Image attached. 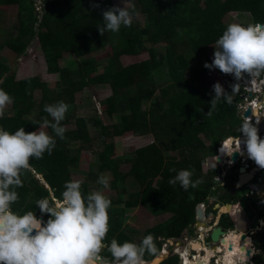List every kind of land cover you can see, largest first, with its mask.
<instances>
[{
	"label": "trees",
	"instance_id": "1",
	"mask_svg": "<svg viewBox=\"0 0 264 264\" xmlns=\"http://www.w3.org/2000/svg\"><path fill=\"white\" fill-rule=\"evenodd\" d=\"M134 1L143 16L142 26L132 22L130 27L121 26L118 33L105 32L104 41L97 36L91 19L97 13L103 20V12L112 8L110 0H94L93 5L98 7H94L90 0H41L39 13L35 11L33 0H0V4L16 5L18 8L17 22L0 43V47L12 51L17 60L35 39L48 74L60 72L58 58L66 54L73 58L69 62L74 64L79 78L90 82L92 76L97 73V62L91 57L80 58V55L86 50L100 47V41L103 46H114L117 42H122L123 53L129 56H137L144 51L148 56L147 59L119 70L112 63L109 67L108 62L106 68L98 72L110 89V96L102 102L104 115H119L116 123L108 125L102 124L95 116L89 119L74 118V93L70 88L60 87L50 91L46 83L39 79H15L11 68L0 61V89L10 95H13L14 91L18 93L40 90L38 100L14 99V103L8 106L4 116L0 118V128L14 132L21 127L26 131H34L40 126H45L49 134L55 136L52 129L43 123L45 119H52L43 110L44 106L59 101L70 105L61 126L73 121V129L66 130L62 140L55 137L56 147L51 155L45 152L42 159H30L31 170L22 173L23 186L16 189L19 200L12 205L14 211L20 214L34 211L36 216L44 221L49 216L46 213L41 214L36 201L48 198L50 202H60L65 182L70 180V174L77 172L80 146L102 144L105 140L112 141L126 132L133 135L151 134L153 141L150 144L135 149L128 161L123 160V163H128L126 172L115 169V159L107 161L102 158L95 167L90 166L87 172L83 173L81 189L86 196L88 181H98L97 174L108 172L109 188L124 196L125 181L131 179L136 184L137 191L126 194L125 200L110 198L111 206L122 203L125 209L140 206L150 214L169 213L171 216L146 232L136 234L133 230L121 227L122 214L110 207V230L105 244H110L113 238L120 243H139L144 236L153 234L158 238L156 246L160 252V238L178 239L187 228L192 232L190 225L195 221L196 207L211 196L212 190V181L203 184L202 179L196 188L190 187L185 191L178 183L170 185L169 179L179 170L186 168L194 170L197 174L201 173L204 144L199 136L209 139L212 148H216L225 137L241 134L240 120L236 117V104L242 91L239 82L223 73L220 74V78L227 84V93L232 96V104L221 101L212 110V114L207 115L213 96L203 85L195 82V72H190L189 60L193 59L202 64L203 71L209 70L204 67L205 62L209 63L207 47L216 42L218 36L226 29L224 17L230 12L246 13L251 24L264 23V0ZM90 6L97 12L90 11ZM84 7L87 8L86 11H82ZM157 43H166L163 53L153 47V44ZM145 44L148 47L145 48ZM182 47L187 49L186 52H183ZM156 69H161L168 83L158 89V101H152L148 109H141L143 93L153 89L151 71ZM188 72L190 75L186 77ZM139 73L144 75V80L136 83L133 94H130L127 87L131 83L127 82V79ZM234 84H238V90L232 93ZM90 130H96L100 141L91 140ZM226 132H229V135L219 140ZM159 133L167 137L166 144L158 138ZM74 142H78V148L71 147ZM104 149L101 148V151ZM164 152L177 153V156L167 157ZM214 174L215 170H209L204 177L213 178ZM236 179L237 176H234V181ZM229 202L240 203L247 216L256 224L260 214L256 216L250 211L255 199L236 195L230 196L227 203ZM210 210L211 208L207 213ZM219 225L227 230L232 227V222L228 216L222 215ZM260 235L264 237V232ZM258 247L264 248V245L258 244ZM102 254L111 259L106 248ZM152 259L153 257L146 255L144 262H152ZM179 263L176 255L167 256L160 262Z\"/></svg>",
	"mask_w": 264,
	"mask_h": 264
},
{
	"label": "clouds",
	"instance_id": "2",
	"mask_svg": "<svg viewBox=\"0 0 264 264\" xmlns=\"http://www.w3.org/2000/svg\"><path fill=\"white\" fill-rule=\"evenodd\" d=\"M93 6L98 7V5ZM103 22V26L97 27L102 36L105 32L118 33L121 26H131L133 12L126 7L114 6L103 12ZM215 45L212 63L205 62V68H216L224 74H232L239 84L240 79L245 74L251 77L250 83L264 75V23L258 22L246 26L238 23L229 24L216 40ZM237 85H232V93L238 90ZM213 89L215 95L210 101V110L207 115H211L212 110L221 101L229 105L232 104L231 94L227 93L219 82L213 85ZM103 101L94 102L93 106L94 116L100 121L105 116L104 107L101 109L99 106L102 105ZM12 103H14V98L5 90L0 89V118L4 116L5 109ZM95 103L98 104L100 115L95 110ZM69 108L70 105L64 101L44 106L43 110L52 119H45L43 123L52 129L55 136L44 130L26 131L25 128L21 127L10 132L0 128V264H144L146 263L144 262L146 255L153 257L151 264H160L161 250L159 252L156 246L158 238L153 234L144 236L139 243L133 241L120 243L113 238L110 244H105L110 230L108 210L112 202L99 190L85 196L81 189L82 181H66L58 203L50 202L48 198H41L36 201L41 214H48L49 218L46 221L38 218L34 211H26L20 214L13 210L12 205L19 200L16 189L23 186L22 173L25 170H31L30 159H42L45 152L51 155L56 147L55 137L64 139L66 129L61 126V122L65 119ZM258 122L259 118H257ZM239 131L246 138L243 140V144L246 147L248 157L259 168L264 169V138L260 137L258 127L251 122V119H247ZM231 143L235 144V148L229 154L241 151L242 141L240 137L233 138ZM235 167L237 170L240 169L239 165ZM170 171L176 170L170 169ZM193 174L194 170L192 169H181L168 182L170 185L178 183L187 191L190 187L196 188L202 182L200 179L194 181L192 179ZM97 182L105 188L109 185L108 178L103 175L98 178ZM250 183L252 182L250 181ZM226 193L230 194L227 189ZM200 204L207 205L208 210L211 208L209 212L213 211L212 203L207 204L205 201ZM200 204L197 205L196 209L199 208ZM236 204L240 205V203ZM236 204L227 203L224 206L230 205L231 211H233L236 210L234 208ZM215 205L217 206V204ZM218 207L223 206L218 205ZM250 211L256 216L260 214L256 219V224L247 216L242 207L232 214V219L237 214L239 215V218L234 222L229 217L231 214L228 212L219 215L217 225L214 228L220 227L223 234L217 242L210 240L212 231L206 238L213 244L214 249H221V252L215 256L223 260L222 241L226 240L229 234L238 233L244 235L245 239L249 238L252 254L246 257L237 254L233 257V264H264V248L258 247V244L264 245V237L260 235L264 232V206L259 207L255 201L254 205L250 206ZM222 215L230 218L231 228L226 230L219 225ZM242 220L247 225V232L242 230ZM196 222L200 224H196ZM194 225L205 226L206 224L201 223L196 217L194 223L190 225L192 232L195 230L192 227ZM236 225H241V228H236ZM188 232L189 234L192 233L190 230ZM254 234L257 235L253 239ZM160 241H162V246L164 242H169V252H172L170 239L160 238ZM105 248L111 259L102 254ZM175 255L179 258V255ZM210 258L211 256H209V261ZM179 264H182L181 261Z\"/></svg>",
	"mask_w": 264,
	"mask_h": 264
},
{
	"label": "rangeland",
	"instance_id": "3",
	"mask_svg": "<svg viewBox=\"0 0 264 264\" xmlns=\"http://www.w3.org/2000/svg\"><path fill=\"white\" fill-rule=\"evenodd\" d=\"M90 1L91 4L93 5L94 0H90ZM110 1L112 3V7L119 6V7H126L128 9H131L130 11L133 12V23L138 24L140 27L142 26L143 16L140 15L134 0H110ZM86 9L87 8L84 7L82 11H86ZM89 10L92 11L93 13L97 12L96 10H94L92 6H90ZM17 12H18V8L16 5L15 6L8 5L5 3L0 4V43L10 33L11 27L16 24ZM91 21L95 26L97 36H99V38L105 41L106 34L102 36L97 29L98 26H102L103 24L102 16L95 13ZM223 23L226 26L233 23H238L245 26L251 24L249 17L246 13H235V12L228 13L224 17ZM220 36H218V38ZM118 45H120V47H118ZM145 45H146L145 48L148 47L147 44ZM165 46L166 43L153 44V47L161 53H163ZM215 46H216L215 42H213L207 47V56L209 59V64L212 63V60L214 58ZM122 47H123L122 42H117L116 44H114V46H108V45L103 46L100 41V47L82 52L80 58L91 57L97 62L96 65L97 73L92 76L90 82L84 81L83 79L79 78L80 75L77 74V72L74 70L75 69L74 64L69 62L72 61L71 59L73 58H71L66 54H62L58 58V66L60 68V72L57 74H48L45 70V65L35 39H33V41L30 42L28 48L25 50V53L20 55L17 60H15V54L12 51L0 47V61L11 68V71L14 72L16 78L27 79L32 81H37L39 79L46 83L50 91L60 87L70 88L74 93V97H73L74 100L73 104L75 107L74 114L76 116L78 115V117L86 118L89 116H93L94 102L100 103V101H103L104 98H106L109 95L108 93L109 86L106 80L104 79V77L100 73H98L100 70L102 71V69L106 68L108 62H110L108 63L109 67L112 66L113 64L117 67V70H119L121 67L133 63H137L139 61L147 59L148 57L145 51L135 57L129 56L126 53H123L124 50ZM182 50L183 52H186L187 49L185 47H182ZM113 58L116 63L114 62ZM189 66L191 68L190 72L192 71L195 72L194 73L195 82L197 84L203 85L212 96L215 95L213 85L216 82H219L227 92V84H225L223 80L220 78V74L222 72L219 69L213 68L203 71L202 64H198L193 59L189 60ZM190 72L186 73L185 76L188 77L190 75ZM225 75L235 80L232 74H225ZM151 76L152 79L154 80V86L150 92L143 93L144 101L142 100L143 102L141 101L140 103L141 109L143 108L148 109L152 101H158V97H159L158 89L164 87V85L168 83V80H166L163 77L161 69L152 70ZM143 80H144V75L142 73L135 74L132 76L131 79L129 80L127 79V82L131 83V85L127 87L129 93L133 94L134 85ZM11 96L16 100L27 99V98L29 100L31 99L38 100L40 98V90L35 89L34 91L31 92H18V93L14 91L13 95ZM99 106L101 109H103V106L101 104ZM7 108L5 110H7ZM75 115L74 118H76ZM118 120H119V115L112 114V116H109V118L103 116L101 122L104 125H108L110 123H116ZM62 126L66 130L73 129V121L67 124L64 123ZM40 130L47 131L45 126L39 127L36 131H40ZM89 132L91 134V140L98 142V139L100 137L99 134L96 133V130L94 132L90 130ZM227 135H229V132H226L225 135L220 136L219 140H221L223 137ZM158 138L165 144L168 142V139L165 135L162 136L159 133ZM199 139H201V141L204 144L203 163L201 165V173L197 174L194 172L192 179L194 181L197 179L200 180L203 179V184H205V182L211 183L212 181L211 183L212 190L210 191L211 196H208L205 201L207 202V204L212 203L213 211H211V215H208L205 219L199 220L203 224L206 223V225H211L217 221L221 213L232 212L230 209L222 210V208L220 209L215 205L217 204L216 203L217 198H218L217 202H219L220 204H225L230 200L231 195L223 194L220 197H216V195L222 189H227L228 192L229 191L231 192V190L234 189L235 187L234 176L237 175L238 170L235 167L236 165L232 166L230 170H226V168H223L222 165L220 166V168L217 169L213 168L215 165L213 158L215 148L214 147L212 148V144L209 139L206 138L204 139L202 136H199ZM152 141H153V136L151 134L133 135L130 132H126L123 133L119 138L113 139L112 141L105 140V142L103 141L102 144L99 143L101 146L99 144H94V143L90 144L89 146L88 145L80 146L79 148L80 151L78 154L77 172L74 174H70L69 178L70 180H79V181L83 180L84 179L83 173L87 172V169L90 166L95 167L102 158H104L102 160L107 159V161H112V160L114 161L115 159L116 160L114 162L115 169L124 173L128 169V163H123V160L128 161L133 156V152L135 149L147 145ZM71 147L74 149L78 148V142L72 143ZM101 148H105L104 149L105 151L104 150L101 151ZM164 154L167 157L177 156V153H171V152H164ZM186 169H190V168H186ZM209 170H215V174L213 178L211 176L210 178L206 179L205 175ZM223 172L225 173L224 176L222 177L217 176V173H223ZM247 174H251V173H247ZM101 175L107 177L108 180L110 178V174L108 172L97 174L98 177H100ZM205 179L206 181H204ZM214 179H216L218 182L215 181ZM220 181H222L224 184L222 187H220L221 186ZM153 183L154 180L151 182V184L153 185ZM244 187H246V185ZM124 189L126 190V194L131 193L133 191H137L136 184L131 179H127L125 181ZM97 190L102 191L109 199L110 198L111 199L115 198L116 200L126 199V194L124 196H120L117 193V191L110 189L109 185L108 187L105 188L103 185L100 186L97 181H93L92 183L88 181V194ZM111 208L114 209L115 211H119L122 214L121 227L124 229L133 230L135 231L136 234H142L146 232L148 229L152 228L157 224L164 222L171 216L169 213L150 214L145 208H142L140 206H137L135 208L125 209L123 208L122 203H118L117 205L111 206ZM238 218H239L238 214L233 217L234 220H237ZM241 224H242V230L247 232L246 231L247 225L245 221L242 220ZM240 226L236 225V228H241ZM188 231L189 230H185L178 239H170V244L172 249L176 245L174 243H177V245L178 244L181 245V249L179 250V252L183 251V249H186L185 252H187L190 245V243H188L187 240L193 241L196 239L194 233L192 232L191 234H189ZM231 234L227 236V239H232L229 238ZM257 234H254L252 238L254 239ZM135 238L136 237H133V239ZM184 238H186L187 240H185ZM202 239L200 240L199 243L200 245H203L204 240L202 241ZM206 242L210 244L209 239H207ZM210 246L212 247L213 244H211ZM244 247L247 246L244 245ZM222 251H223L222 253L226 252L225 245H223ZM247 253L250 255L252 254V250L249 248V246ZM166 255L169 256L171 255V253L168 251ZM208 255H209V251H206V254L204 256H208ZM167 256L161 255V261L164 260ZM204 263L206 264L207 261H205Z\"/></svg>",
	"mask_w": 264,
	"mask_h": 264
},
{
	"label": "built area",
	"instance_id": "4",
	"mask_svg": "<svg viewBox=\"0 0 264 264\" xmlns=\"http://www.w3.org/2000/svg\"><path fill=\"white\" fill-rule=\"evenodd\" d=\"M35 9L36 12H40L41 10V1L39 0L37 3H35ZM251 77L248 74H245L242 79H240V86H241V93L239 95V101L236 104V117L240 120L239 128L241 125L245 122L247 119H251V122L258 127L259 135L261 138H264V75H262L260 78L255 80L254 82H251ZM95 110L97 114H101L98 104L95 103ZM249 111V114L245 116L246 112ZM257 118H259V122L257 123ZM240 137L242 143H241V151L236 152L238 154V158L236 161L232 160V156L235 152L229 154L231 150L235 148V144L231 143L230 141L233 138ZM246 139L243 137L242 133L239 136H228L225 137L223 140H221L218 143V146L215 148V152L213 155L215 165L213 168H220L222 165L223 168H226V170H230L232 166L239 165V168H243L244 173H251L252 174V180L245 184L246 187L243 186L241 190H239L238 194L239 197H243L246 199H255L256 205L264 206V169L259 168L255 162L250 159L247 155L246 147L243 144V140ZM238 176L242 175V173L239 172V169L237 171ZM225 173H217V176H224ZM219 178V177H218ZM220 179V178H219ZM216 180V179H214ZM217 181V180H216ZM218 182V181H217ZM254 182V183H253ZM220 187H222L224 184L222 181H220ZM202 210L203 219H205L208 215H211V212H209L206 215V212L208 210V206L205 204H200L198 206ZM236 208L235 211H232L229 217L231 218L232 214L236 211H239L241 206L239 204L234 205V208ZM232 219V218H231ZM234 222V219H232ZM217 221L211 225H194L192 226L194 230V235L196 236V239L193 241H188L190 243L189 248L187 252H185L186 249H183V251L179 252L181 249V245L177 243L173 249L172 252H170L172 255H179L180 261L182 264H196V257L200 254L201 259H203V256L206 254V251H212L213 253L210 255L211 258H213V261H210L208 259V262L206 264H223L222 260L215 256L216 254H219L221 252L220 248L214 249L211 247V243L206 242V238L209 237L210 232L214 227H216ZM203 238V239H202ZM202 239L203 245H201V248L199 250L192 247V244H199L200 240ZM192 242V243H191ZM169 242H164L163 248L161 249V255L167 256L166 254L169 251L168 247ZM222 245V244H221ZM207 249V250H206ZM192 252V253H191ZM205 264V263H204Z\"/></svg>",
	"mask_w": 264,
	"mask_h": 264
},
{
	"label": "bare ground",
	"instance_id": "5",
	"mask_svg": "<svg viewBox=\"0 0 264 264\" xmlns=\"http://www.w3.org/2000/svg\"><path fill=\"white\" fill-rule=\"evenodd\" d=\"M250 175H251L250 178H252V174H250ZM250 178L247 176V173H244L241 175V180H243V184L245 182H247ZM221 208H222V210H226V209L231 210V207L226 208L225 206H223ZM242 240L232 237V239L226 238V240L222 241V244L225 245V251H226V252H224V255H226V256H225V260L222 261L223 264H225V262H226V264H233V257L236 256L237 254H239V252H245L242 255H244V256L246 255V253L248 251V245L245 244L247 247H244ZM247 240H249V238H247ZM248 243H249V241H248ZM192 247L199 250L201 248V245L198 243L192 244ZM237 249H238V251H237ZM205 261L208 262V259H205V256H203V259H201L200 254L196 257V264H201V263L204 264ZM144 264H151V262L150 263H144Z\"/></svg>",
	"mask_w": 264,
	"mask_h": 264
},
{
	"label": "water",
	"instance_id": "6",
	"mask_svg": "<svg viewBox=\"0 0 264 264\" xmlns=\"http://www.w3.org/2000/svg\"><path fill=\"white\" fill-rule=\"evenodd\" d=\"M34 2H37V0H34ZM249 114V111L246 112L245 116H247ZM238 158V154L235 152L232 156V160L236 161V159ZM244 170L243 168L239 169V172L242 173ZM241 176V175H240ZM239 176L238 181L235 184V188L238 189L243 185V180H241V177ZM250 178V174L247 175ZM249 181V180H248ZM226 193V189H222L219 193H217L216 197H220L221 195ZM234 192H230V194L232 195ZM218 207V205L216 206ZM227 208L230 207V205L226 206ZM196 217L200 220L202 219V213H201V209L197 208L196 209ZM196 224H200L199 222H196ZM223 234V232L221 231L220 227L214 228L210 234V240L212 242H217L219 237ZM242 239H244V235H242Z\"/></svg>",
	"mask_w": 264,
	"mask_h": 264
},
{
	"label": "flooded vegetation",
	"instance_id": "7",
	"mask_svg": "<svg viewBox=\"0 0 264 264\" xmlns=\"http://www.w3.org/2000/svg\"><path fill=\"white\" fill-rule=\"evenodd\" d=\"M237 176V179H236V181H235V183L238 181V175H236ZM243 187H241V188H239V190H241ZM239 190H237V189H235V187H234V189L233 190H231V192L233 191V192H235V194L233 195L232 194V196H236V195H238L239 196V194H238V192H239ZM230 192V191H229ZM226 194H228V193H226ZM218 201V198L216 199V203L219 205V206H224V205H226L227 203H225V204H220L219 202H217ZM231 202H229L228 204H230ZM232 204V203H231ZM254 207V206H253ZM238 238V239H240V240H242V234H238V233H233V234H231V236L229 237V238ZM248 241H250V240H247V238L245 239H243L242 240V242H243V244L245 245V244H249L248 243ZM209 252H212V251H209ZM225 256L226 255H224L223 256V260H225ZM222 260V261H223Z\"/></svg>",
	"mask_w": 264,
	"mask_h": 264
},
{
	"label": "crops",
	"instance_id": "8",
	"mask_svg": "<svg viewBox=\"0 0 264 264\" xmlns=\"http://www.w3.org/2000/svg\"><path fill=\"white\" fill-rule=\"evenodd\" d=\"M39 49V48H38ZM132 57H135V56H132ZM127 66V65H126ZM15 79H21V78H16V76H15ZM108 93H109V95H110V89H108ZM108 95V96H109ZM107 96V97H108ZM73 102H74V100H73ZM75 108V107H74ZM77 110V109H76ZM112 116V115H111ZM76 117H78V115L76 116ZM92 117H94V114H93V116H89V117H86V118H84V119H89V118H92ZM80 118H82V117H80ZM106 118H109V117H106ZM41 127V126H40ZM249 247H250V244L248 245ZM237 251H238V249H237ZM213 252H209V255L208 256H205V259H209V256L212 254ZM245 252H239V254H244ZM250 254H248V253H246V255H245V257L246 256H249Z\"/></svg>",
	"mask_w": 264,
	"mask_h": 264
}]
</instances>
